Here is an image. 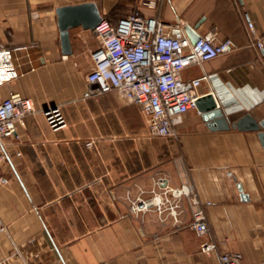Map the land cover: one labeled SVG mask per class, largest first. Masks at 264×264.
Listing matches in <instances>:
<instances>
[{
    "label": "crops",
    "instance_id": "0c3cea01",
    "mask_svg": "<svg viewBox=\"0 0 264 264\" xmlns=\"http://www.w3.org/2000/svg\"><path fill=\"white\" fill-rule=\"evenodd\" d=\"M85 2L110 21L138 13L190 39L214 31L218 56L182 76H206L199 95L213 94L229 129H210L195 107L175 125L177 139L152 136L137 104L93 91L84 81L93 32L71 29L64 55L55 12ZM0 48L16 72L0 100L28 97L35 108L5 141L0 264H220L226 251L264 264V146L258 131L231 126L244 116L264 122V0H0ZM50 106L65 121L56 130L42 114ZM184 181L209 203L206 239L217 244L209 254L189 227L186 200L177 221L154 208L129 212V199Z\"/></svg>",
    "mask_w": 264,
    "mask_h": 264
},
{
    "label": "built area",
    "instance_id": "2783aa9c",
    "mask_svg": "<svg viewBox=\"0 0 264 264\" xmlns=\"http://www.w3.org/2000/svg\"><path fill=\"white\" fill-rule=\"evenodd\" d=\"M244 21L248 32L254 26L247 14ZM157 18H144L138 13L120 17L116 22L106 18L92 30L97 46L90 52L91 67L84 81L93 91H114L126 104H137L146 118L150 135L178 138L175 125L182 114L195 108L200 97L198 88L206 76L184 79L182 71L191 65H201L218 56L215 32L210 31L192 41L182 27L175 25L171 31ZM16 77L14 63L8 48H0V86ZM35 111L32 99L10 95L0 100V186L9 178L3 172L7 163L5 141L17 136L25 117ZM45 122L52 130L65 125L56 106L42 110ZM161 182V181H159ZM148 198L129 199V212L139 215L154 208L158 213L167 211L177 221L186 200L190 211L189 227L199 238L200 251L209 254L217 250L215 241L206 239L209 228L205 207L193 186L184 181L175 187H163L160 193L151 191ZM220 264H242L240 255L233 251L218 254Z\"/></svg>",
    "mask_w": 264,
    "mask_h": 264
},
{
    "label": "water",
    "instance_id": "95a60500",
    "mask_svg": "<svg viewBox=\"0 0 264 264\" xmlns=\"http://www.w3.org/2000/svg\"><path fill=\"white\" fill-rule=\"evenodd\" d=\"M59 41L64 55L71 53L70 30L76 27L93 30L102 20V15L94 2L78 3L59 6L55 9ZM198 38H191L192 41ZM202 119L210 129L227 130L229 122L224 117L212 93L200 96L195 102ZM232 127L240 130L258 131V138L264 146V122H256L250 116H244L231 123Z\"/></svg>",
    "mask_w": 264,
    "mask_h": 264
},
{
    "label": "rangeland",
    "instance_id": "374dc122",
    "mask_svg": "<svg viewBox=\"0 0 264 264\" xmlns=\"http://www.w3.org/2000/svg\"><path fill=\"white\" fill-rule=\"evenodd\" d=\"M112 22H116V20L115 21H112Z\"/></svg>",
    "mask_w": 264,
    "mask_h": 264
}]
</instances>
